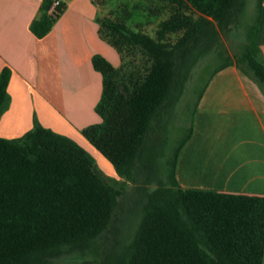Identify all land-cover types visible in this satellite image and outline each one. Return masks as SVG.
Returning a JSON list of instances; mask_svg holds the SVG:
<instances>
[{
  "label": "trees",
  "instance_id": "16d2710c",
  "mask_svg": "<svg viewBox=\"0 0 264 264\" xmlns=\"http://www.w3.org/2000/svg\"><path fill=\"white\" fill-rule=\"evenodd\" d=\"M169 1L177 9L156 36L110 17L102 21V38L122 60L127 46L152 62L143 77L119 84V69L101 54L93 57L104 80L97 105L103 121L83 135L132 189L108 182L91 153L38 122L20 138L0 136V264H264V196L183 188L177 161L193 124L171 157L163 136L198 61L216 50L222 62L213 75L234 64L221 32L243 24L247 0ZM263 4L258 0L255 21L245 25L239 59L262 87ZM52 5L44 0L31 24L38 38L66 10L62 3L51 12ZM11 76L9 67L0 74V119L10 107ZM130 193L140 196L131 206ZM129 214L140 220L132 236Z\"/></svg>",
  "mask_w": 264,
  "mask_h": 264
},
{
  "label": "crops",
  "instance_id": "0c3cea01",
  "mask_svg": "<svg viewBox=\"0 0 264 264\" xmlns=\"http://www.w3.org/2000/svg\"><path fill=\"white\" fill-rule=\"evenodd\" d=\"M62 1L64 14L38 38L31 24L41 17L44 0H0V74L12 70L0 136L20 138L38 122L90 150L83 130L103 121L97 105L104 80L93 57L101 54L117 69L123 60L100 34L103 19L114 17L106 10L110 0ZM258 41L264 62V4ZM225 83L231 86L221 88ZM192 124L177 161L178 183L264 196V87L254 76L236 64L215 74Z\"/></svg>",
  "mask_w": 264,
  "mask_h": 264
},
{
  "label": "rangeland",
  "instance_id": "374dc122",
  "mask_svg": "<svg viewBox=\"0 0 264 264\" xmlns=\"http://www.w3.org/2000/svg\"><path fill=\"white\" fill-rule=\"evenodd\" d=\"M257 2L258 0H247V6L242 20L243 24L234 27L231 30L221 32V41L225 49V56L230 57L233 60V63L239 68L241 66V64H239V59L242 57L246 44L245 25L255 21ZM110 9L113 10L114 13V17H110L111 19L124 22L134 31H143L152 36H156V32L162 22L168 19L173 12L176 11L177 6L169 0H110L106 10L109 11ZM117 55L119 56L118 53ZM221 62L222 59L218 56L215 50L201 58L193 68L191 78L186 84L185 92L180 102L177 104L173 115H171V119L165 125L163 136L166 135L165 137L168 139V145L166 147L167 157L172 156L178 143L188 134L197 107L200 105V96L207 90L209 83L214 76L213 72ZM151 65L152 62L143 56L141 52L136 50L133 51L132 48L129 49L127 46L124 47L123 64L116 75L117 83L131 84L132 80L135 81L137 78L140 79L143 77ZM243 66L245 67L246 65L242 64V67ZM220 86L221 88L223 87L227 89L231 85L225 83ZM223 99L226 100L225 97ZM154 136L159 137L158 134H154ZM90 147V150L87 151L96 159L97 165L105 175L106 180L110 183L117 182V186H124L125 189L131 190L133 187L131 182L120 177L116 173L113 164L95 147ZM155 186L156 183L154 182L150 188H154ZM139 197V193L128 194V205L131 206ZM137 217V215H128V231L130 232L133 230L131 236L134 234V231L137 229L140 222L139 219L136 220ZM78 263L79 261L76 259H61L57 262V264Z\"/></svg>",
  "mask_w": 264,
  "mask_h": 264
},
{
  "label": "built area",
  "instance_id": "2783aa9c",
  "mask_svg": "<svg viewBox=\"0 0 264 264\" xmlns=\"http://www.w3.org/2000/svg\"><path fill=\"white\" fill-rule=\"evenodd\" d=\"M53 2V5H52V8H51V12L58 6H60L62 4V0H52Z\"/></svg>",
  "mask_w": 264,
  "mask_h": 264
}]
</instances>
